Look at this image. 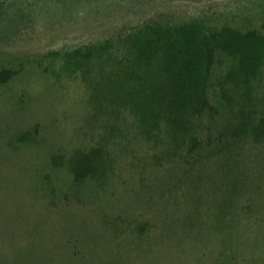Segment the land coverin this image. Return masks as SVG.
<instances>
[{
	"label": "rangeland",
	"instance_id": "374dc122",
	"mask_svg": "<svg viewBox=\"0 0 264 264\" xmlns=\"http://www.w3.org/2000/svg\"><path fill=\"white\" fill-rule=\"evenodd\" d=\"M262 122L264 0H0V264H264Z\"/></svg>",
	"mask_w": 264,
	"mask_h": 264
},
{
	"label": "trees",
	"instance_id": "16d2710c",
	"mask_svg": "<svg viewBox=\"0 0 264 264\" xmlns=\"http://www.w3.org/2000/svg\"><path fill=\"white\" fill-rule=\"evenodd\" d=\"M202 38L200 40H196L193 44L195 50L201 52L202 54H198L196 57L192 59H180L176 55L178 54V49L175 43H169L168 48L171 49L172 54L167 56L164 62V66L174 67V69L178 68L180 65L182 69H190L194 74L193 81L197 83L199 78L208 77L209 67L212 66L215 59L212 55V41L204 40ZM217 47H226L224 42H218ZM174 50V52H173ZM174 53V54H173ZM176 75L180 76L186 73L176 72ZM130 77L140 78L142 75L138 76L131 72L129 74ZM156 96L162 97V102H160V110H162L163 114L166 116H173L178 111L187 110L194 115H199L203 111H210L212 109L211 103L208 99V94L205 89L195 90L191 87H185L184 84H171V87L162 91L160 94L156 93ZM258 129L264 131V122L260 123Z\"/></svg>",
	"mask_w": 264,
	"mask_h": 264
}]
</instances>
